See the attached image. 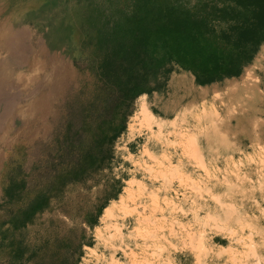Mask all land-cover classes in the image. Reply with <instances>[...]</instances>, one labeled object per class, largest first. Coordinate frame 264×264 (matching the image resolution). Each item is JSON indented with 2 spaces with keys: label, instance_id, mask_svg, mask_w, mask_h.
<instances>
[{
  "label": "rangeland",
  "instance_id": "374dc122",
  "mask_svg": "<svg viewBox=\"0 0 264 264\" xmlns=\"http://www.w3.org/2000/svg\"><path fill=\"white\" fill-rule=\"evenodd\" d=\"M202 1L0 0V264H264V41L206 83L132 52Z\"/></svg>",
  "mask_w": 264,
  "mask_h": 264
},
{
  "label": "trees",
  "instance_id": "16d2710c",
  "mask_svg": "<svg viewBox=\"0 0 264 264\" xmlns=\"http://www.w3.org/2000/svg\"><path fill=\"white\" fill-rule=\"evenodd\" d=\"M134 19L131 32L139 49L132 52L140 57L141 67L160 64L149 48L160 39L169 58L191 69L199 83L232 75L231 55L241 57L237 63L246 61L264 41V0H204L189 8L164 5L149 18Z\"/></svg>",
  "mask_w": 264,
  "mask_h": 264
},
{
  "label": "bare ground",
  "instance_id": "6f19581e",
  "mask_svg": "<svg viewBox=\"0 0 264 264\" xmlns=\"http://www.w3.org/2000/svg\"><path fill=\"white\" fill-rule=\"evenodd\" d=\"M9 33V32H8ZM7 36H8V34H6ZM7 43V42H6ZM146 109H144V111H145ZM146 115V114H145ZM150 115V114H149ZM107 211V213H110V208L109 209H107L106 210Z\"/></svg>",
  "mask_w": 264,
  "mask_h": 264
}]
</instances>
